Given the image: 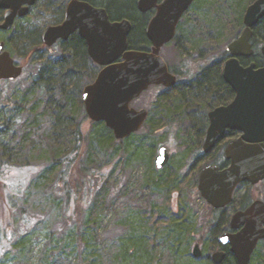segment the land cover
Here are the masks:
<instances>
[{
    "label": "trees",
    "instance_id": "trees-1",
    "mask_svg": "<svg viewBox=\"0 0 264 264\" xmlns=\"http://www.w3.org/2000/svg\"><path fill=\"white\" fill-rule=\"evenodd\" d=\"M67 1L59 0L57 3L61 4V2ZM89 1L92 4L106 7L112 20L124 18L131 20L133 29L129 36L130 48L139 50L151 48V42L146 35V28L153 12H140L137 5L138 0ZM238 22L241 26L244 25L242 18ZM37 39L40 40L41 36L35 32L17 38L18 43H22L24 47L34 43ZM15 41L14 37L8 42V47ZM253 42L256 48L255 54L250 59L241 58L240 61L244 65L251 61H255L258 65L262 62L260 47L264 45V19L254 28ZM38 46L43 48L42 44ZM38 46L28 50L27 60H31L35 51L41 50L37 49ZM59 46L63 48L62 51L55 54L53 58L43 59L38 64L35 63L31 74H29L28 65L25 64L24 73L20 78L29 77L31 85L25 87L26 91L22 100L12 104L8 100L9 97L0 90V106L2 108L11 105L17 106L18 110L12 120V126L0 125V155L3 157L7 155L10 158V152L13 150L12 143L17 138L14 144H17L19 149L29 148L34 151L38 150L40 153L42 148L47 145L50 150L49 153H51L52 163L45 168L44 177L47 174L48 179L56 180L58 187L62 185V191L67 199V207L70 206L71 201L78 200V194H81L79 200L85 201L88 206V213L81 222L83 225L81 227L77 225L76 231H70L66 242L57 253H49L47 256L45 254V264H170L174 260L177 247L168 248L165 251L166 238L176 243L177 246L181 242L179 238L181 239L187 233L192 235L190 228L193 224L189 214L185 211H181V215L176 214V212L171 213L176 216L175 219L173 216H166L161 211L164 205L169 204L171 192H173L169 186L175 180L178 181L180 174H183L182 178L185 179V172L179 173L178 167L172 169L169 166L167 169L170 170L167 174L151 177L152 185H155L158 190L148 192L140 189L141 194L134 193L133 199L143 201V206L137 209L140 226L156 229L155 231L143 234L132 231L128 238L119 236L118 240L107 247H103L96 236L98 230L92 227L93 223H98L96 212L101 206H106L107 202L111 209L114 204L122 203L121 199L125 194L116 192L114 195L115 186L107 181V172L101 169L86 168L84 157L86 154L90 156V153L97 148L115 152L120 147H124L123 145H129L134 135L139 131H147L150 136L160 133L163 128H169L172 124L167 120V115L171 112L181 114L188 108L192 111H199L213 101L219 105L229 103L234 93L222 76L225 56L223 55V57L201 66L197 77L188 82L162 90L158 86L151 87L148 91L155 90L156 92L144 126L128 138L120 140L114 136L113 131L104 122L91 121V126L87 131L83 128L89 117L82 99L83 87L93 82L99 70L98 64L89 56L85 40L79 34H74L68 41L61 42ZM43 50H48V48L44 46ZM225 55L228 56L227 49ZM169 67L175 70V67L173 68L171 65ZM14 81L16 80H5L0 84ZM34 92L40 94L37 101H35V97H31ZM219 92H222L221 96H218ZM36 102H40L41 109H39L40 106H36ZM18 131L22 134L17 133ZM10 133H13L11 137ZM170 133L172 132L169 131L168 135ZM174 133H178V130L175 129ZM191 141L195 143L200 139L191 135ZM141 147L146 148L145 156L150 158L152 165L151 157L154 156L157 145L141 142L133 148L132 155L135 157L142 155ZM68 148L70 149L68 152L63 155L60 154V151ZM198 150L199 147L192 150L191 153L196 155ZM3 166L0 164V216L6 223L7 229H10L17 205L16 201L12 200L15 193L7 191L9 185L2 172ZM180 168L182 170L184 166L182 165ZM241 186L239 185L235 190L234 200L229 206L221 210L212 207L214 216L209 223L216 229L222 230L221 232L229 228L228 220L231 212L228 207H232L233 212L247 207L253 200L251 194L250 197L245 194L239 207L235 206L236 194ZM251 188L252 186L249 189L251 190ZM116 189L117 187H115ZM124 193L127 191L125 190ZM155 200H158L160 204H153L151 208L148 207L149 203L156 202ZM163 226L168 227L167 236L164 240L161 238L162 232L160 230ZM131 229L136 230L133 226ZM71 235L75 241L74 244L68 241ZM20 244L27 245V242L23 239L18 242H14V239L11 240V249H18ZM206 262V264H212L209 261ZM221 264H238V262L232 254H228Z\"/></svg>",
    "mask_w": 264,
    "mask_h": 264
},
{
    "label": "rangeland",
    "instance_id": "rangeland-1",
    "mask_svg": "<svg viewBox=\"0 0 264 264\" xmlns=\"http://www.w3.org/2000/svg\"><path fill=\"white\" fill-rule=\"evenodd\" d=\"M57 1L59 0H38L30 14L16 24L15 29L18 33L15 36L16 41L8 48L13 57L21 64L28 65L29 74L33 71L35 63L38 64L43 59L53 58L63 48L56 45L50 48L46 47L48 50H43L44 46L43 48L38 46L42 44L41 39H37L34 43L24 47L22 43H18L17 38H22L23 35L30 32L42 36L45 28L58 19ZM253 1L196 0L191 9L183 16L176 38L162 48V56L173 68H185L187 76H184L183 79L187 81L195 77L201 66L221 58L223 55L225 56L223 60H225L227 58L225 50L228 44L235 36L238 37L244 28V25L241 26L238 20L243 19L247 6ZM7 36L0 32V38H7ZM36 46H38L37 49L41 50L35 51L31 60H27L28 50ZM30 82L29 77H24L7 84L1 83L0 90L14 104L22 100L26 91L25 87L30 86ZM155 92V90L147 91L139 100H134L132 106L137 109L143 107L149 109L153 105ZM37 93L34 92L31 96L32 98L35 97V101L40 95ZM36 106H40L39 109H41L40 102H36ZM17 112V106L1 107L0 125L12 126V120ZM189 114L187 109L181 114L171 112L167 115V120L172 124L169 128H163L160 133L150 136L147 131H139L134 135L129 145L125 144L124 147H120L115 152L97 148L90 153V156H88L89 154L85 155L84 164L86 168L101 169L107 172V181L117 187L116 190L114 187L113 194L115 195L116 192L125 194L122 196V203L114 204L111 209L107 202L106 206H101L96 212L98 223H93L92 227L98 230L96 236L103 247H107L118 240L119 236L128 238L132 231L143 234L149 231L152 233L156 230L140 226L137 209L143 206V201L132 197H134V193L141 194L140 189L148 192L158 190L155 185H152L151 177L167 174L170 170L167 169L169 166L172 169L178 167L179 173L185 172L186 162L191 151L201 143L191 141L193 133L190 129L191 122L187 118ZM91 121L88 117L87 122L83 125L85 131L91 126ZM175 129L178 130V133H174ZM167 131L172 133L168 135ZM17 133L22 134L19 131ZM9 135L11 137L13 133ZM15 141L12 143L13 150L10 152V158L7 155L4 157L0 155V164L4 165L2 172L9 185L7 191L15 193L12 200H15L17 205L10 229H7L6 223L0 216V264H45V257L49 253H57L62 248L70 231H76L77 225L79 227L83 225L81 222L88 213V206L85 201L79 200L81 194H78V200L71 201L70 206L67 207V199L62 191V185L58 187L56 180L48 179L47 174L44 177L45 168L52 163L51 153H49L50 150L47 145L38 153V150L34 151L29 148L19 149L17 144H14ZM141 142L157 145L156 152L151 157L152 165L150 158L145 156L146 148L141 147L142 155L138 157L132 155L133 148ZM161 146L167 147L171 155L169 163L163 169L158 168L155 162V157ZM69 148L60 151V154H65L70 150ZM6 160L9 163H6ZM182 165L184 168L180 170ZM182 177L183 174H180L178 181L175 180L169 186L173 192H171L169 204L164 205L161 212L166 216H173V219L176 217L172 215L173 213L176 212V214L181 215V211L187 212L193 224L190 228L192 235L187 233L181 239L179 238L181 242L176 246V243L166 238L168 227H161V238L167 240L164 244L165 251L168 248L177 247L174 260L170 264H206V261L213 264L214 262L210 258L219 246L218 238L222 230L216 229L209 223L214 216V211L212 206L201 196L194 178L190 177L188 180V176H185V179ZM108 186H110L109 183ZM250 186L249 184L241 186L236 194L235 206L239 207L245 194L249 197L251 194L252 199L261 198L264 200V181L253 186L251 190L249 189ZM125 190L127 193H124ZM167 190L164 189V191ZM155 201L149 203L148 207L151 208L153 204H160L158 200ZM231 209L232 207H228L230 212H232ZM160 215L162 216V214ZM132 226L136 230L131 229ZM13 239L14 242L23 239L27 245L20 244L18 249H11V240ZM68 241L71 244L75 243L72 235ZM197 243L202 250V254L198 258L193 256V248ZM7 250L9 252H6ZM250 264H264V240L259 242Z\"/></svg>",
    "mask_w": 264,
    "mask_h": 264
},
{
    "label": "water",
    "instance_id": "water-1",
    "mask_svg": "<svg viewBox=\"0 0 264 264\" xmlns=\"http://www.w3.org/2000/svg\"><path fill=\"white\" fill-rule=\"evenodd\" d=\"M194 1H137L140 12L156 8L146 28L152 44L149 50L130 48L131 20H112L105 7L88 0H70L64 21L46 27L43 42L47 46L59 39L67 40L75 32L86 40L90 57L101 69L83 89L84 107L92 121L104 122L117 139L138 132L148 118L149 110L135 108L134 100L152 85L171 87L177 83V76L170 71L161 50L175 38L179 21ZM35 2L0 0V9L6 10L0 29H10L16 16H25ZM263 18L264 0H254L245 10L242 32L227 46L229 56L223 66V78L236 93L235 98L209 112L210 126L203 141L205 152L224 138L227 129L243 132L226 145L225 157L230 162L227 167L210 164L200 171L198 189L215 209L231 204L234 191L241 183L256 185L264 179V66L258 67L256 62L243 65L240 61L241 57L254 54L253 29ZM23 72L24 66L15 63L1 42L0 80L17 79ZM169 159L168 148L161 146L156 156L157 167L163 168ZM229 227L231 230L222 233L218 241L230 245L238 264H250L259 242L264 240V200L257 198L246 208L234 211ZM201 254L197 243L193 256L198 258ZM225 256L224 251L217 250L212 260L214 264H221Z\"/></svg>",
    "mask_w": 264,
    "mask_h": 264
},
{
    "label": "flooded vegetation",
    "instance_id": "flooded-vegetation-1",
    "mask_svg": "<svg viewBox=\"0 0 264 264\" xmlns=\"http://www.w3.org/2000/svg\"><path fill=\"white\" fill-rule=\"evenodd\" d=\"M69 1L70 0H68L67 2H65V3H62L61 2V4L60 3H57L56 4V6H57V9H56V13H57V20H56V22L55 23H53L52 25H57V24H60V23H62L63 21H64V19H65V14H66V8H67V5H68V3H69ZM89 1V0H88ZM161 0H159V2H160ZM196 1V0H195ZM195 1L193 2V4L191 5V7L194 5V3H195ZM37 2H38V0H36V2L33 4V5H30L29 6V11H28V13L25 15V16H19V14L16 16V18H15V21H14V23H13V26L10 28V29H7V30H4V29H0V32H3V33H5L6 35H8L7 36V38L6 37H1L0 38V43L1 42H4V51H8L9 53H10V55L13 57V55H12V53H11V51H9V48H8V42H10L15 36H16V34H17V31H16V24H17V22L19 21V20H21V19H23V18H25V17H27L29 14H30V12L32 11V9H33V7L37 4ZM90 2V1H89ZM95 5V4H94ZM26 6H28L27 4H24V7H26ZM96 6H100V5H96ZM104 7V6H103ZM191 7L189 8V10L191 9ZM106 8V7H105ZM188 10V11H189ZM187 11V12H188ZM149 12H153V15L155 14V12H156V8H154V9H152V10H150V11H148V12H146V13H149ZM186 12V13H187ZM5 13H6V10H1L0 9V15H1V17H0V24L4 21V17H5ZM143 13V12H142ZM185 13V14H186ZM184 14V15H185ZM152 15V16H153ZM183 15V16H184ZM183 18V17H182ZM182 18H181V20H182ZM264 19V18H263ZM262 19V20H263ZM181 20L179 21V23H178V26H177V32H178V29H179V24H180V22H181ZM261 20V21H262ZM244 23V22H243ZM260 23V22H259ZM258 23V24H259ZM257 24V25H258ZM256 25V26H257ZM49 26V25H48ZM47 26V27H48ZM255 26V27H256ZM254 27V28H255ZM46 29V28H45ZM45 31V30H44ZM177 32H176V36H177ZM44 33V32H43ZM253 33H254V29H253ZM74 34H79L80 35V33L79 32H75V33H73L72 35H74ZM71 35V36H72ZM70 36V37H71ZM81 36V35H80ZM176 36H175V38H176ZM70 37H69V39H70ZM174 38V39H175ZM69 39H67V40H63V39H59L55 44H53L52 46H47V45H45L44 44V42H43V34H42V36H41V41H42V45L43 46H45V47H54V46H56V45H59L61 42H65V41H68ZM173 39V40H174ZM172 40V41H173ZM171 41V42H172ZM85 42H86V40H85ZM251 43H252V45H253V48H254V54H255V51H256V48H255V46H254V42H253V36H252V39H251ZM87 44V43H86ZM167 45V44H166ZM151 46H152V44H151ZM264 46V45H263ZM263 46H261L260 47V49H261V59H262V62H261V64L260 65H258L257 63V66L258 67H261V66H264V55H263V53H262V47ZM88 49V48H87ZM227 50H228V47H227ZM254 54L251 56V57H249V58H245V57H241V58H245V59H250V58H252L253 56H254ZM228 56H229V51H228ZM227 56V57H228ZM14 58V61H15V63L16 64H18V65H23V64H21L15 57H13ZM240 58V59H241ZM226 60V59H225ZM225 60H223V66H224V61ZM251 62H255V61H251ZM250 62V63H251ZM249 63V64H250ZM249 64H247V65H249ZM244 65V64H243ZM24 66V65H23ZM99 66V70H98V72L100 71V69H101V66L100 65H98ZM24 68H25V66H24ZM170 68V67H169ZM170 71L174 74V75H176L177 76V83L174 85V86H171V87H166V86H164V85H152V86H150L146 91H144L142 94H141V96L140 97H142L143 95H144V93L145 92H147L151 87H153V86H158L159 88H161V89H169V88H172V87H175L176 85H179L180 83H184V82H188L187 80H184L183 79V77L184 76H187V70H185V68H175V70H172V69H170ZM98 72H97V74H98ZM199 73V72H198ZM198 73L195 75V77L193 78V79H195L196 77H197V75H198ZM97 74H96V76H97ZM96 76L94 77V79L96 78ZM222 76H223V68H222ZM20 77H18L17 79H19ZM17 79H2V80H0V82H2V81H5V80H17ZM224 79V78H223ZM192 80V79H191ZM94 81V80H93ZM231 87V86H230ZM232 89V88H231ZM233 90V89H232ZM233 93H234V95H233V98H232V100L235 98V95H236V93L234 92V90H233ZM222 95V92H219L218 93V96H221ZM140 97L139 98H137V99H140ZM136 99V100H137ZM135 100V101H136ZM231 100V101H232ZM230 101V102H231ZM134 102V101H133ZM229 102V103H230ZM228 104V103H227ZM220 105H225V104H220ZM219 104H217V103H215V101H213L211 104H209V105H207V106H205V107H202V105H201V109L199 110V111H196V110H191V109H187L188 110V112H190V114L187 116V118H189V120H190V122H191V127H190V129H191V132L193 133L192 135L194 136V137H197V138H199L200 139V141L198 142V143H200V145L198 146L199 147V150H198V153L195 155V154H193V153H190V155H189V158L187 159V162H186V169H185V174H186V176H188V180L190 179V177H192V178H194V180H195V184H196V186H197V189H198V179H199V174H200V171L204 168V167H206L207 165H210V164H214V165H218V166H220L221 168H224V167H227L229 164H230V162L226 159V157H225V148H226V145H227V143L230 141V140H232V139H235V138H239L241 135H242V133L243 132H241V131H238V130H231V129H227V131H226V133H225V136H224V138L223 139H221V140H219L217 143H216V145L214 146V148L211 150V151H209V152H205V150H204V148H203V141H204V138H205V136H206V133H207V130H208V128H209V126H210V118H209V112L211 111V110H213V109H215L216 107H218V106H220ZM143 108H145V107H143ZM203 108H205V109H203ZM148 109V108H147ZM149 110V109H148ZM160 148V147H159ZM159 150V149H158ZM157 156V155H156ZM170 158H171V155H170ZM169 161H170V159H169ZM155 162H156V157H155ZM169 163V162H168ZM167 163V164H168ZM202 163H203V165H202ZM157 166V165H156ZM167 166V165H166ZM166 166H164V167H166ZM163 167V168H164ZM161 169V168H160ZM264 181V179L262 180V181H260L258 184H260L261 182H263ZM243 184H249V185H251L252 187L253 186H256V185H258V184H256V185H252V184H250V183H241L240 185H243ZM237 189V188H236ZM235 189V190H236ZM199 190V189H198ZM200 192V191H199ZM201 194V193H200ZM234 194H235V191H234ZM257 199V198H256ZM233 200H234V195H233ZM253 200H255V199H253ZM252 200V201H253ZM233 202V201H232ZM230 205V204H229ZM229 205H227V206H229ZM226 206V207H227ZM226 207H223V208H220V209H217V210H221V209H224V208H226ZM246 208V207H245ZM234 212V211H233ZM233 212H231V214H230V217H231V215H232V213ZM230 217H229V220H230ZM229 220H228V227H229ZM231 229H230V227L228 228V229H226V230H224L222 233H224L225 231H230ZM221 233V234H222ZM220 234V235H221ZM217 250H222V251H224L225 252V254H226V256L228 255V254H232L233 255V253L231 252V249H230V245H223V244H221L220 242H219V246H218V248H217ZM216 250V251H217ZM226 256H225V258H226ZM234 256V255H233ZM235 257V256H234ZM209 258H210V256H209ZM236 258V257H235ZM211 260H212V255H211V258H210ZM237 260V259H236ZM213 261V260H212Z\"/></svg>",
    "mask_w": 264,
    "mask_h": 264
}]
</instances>
